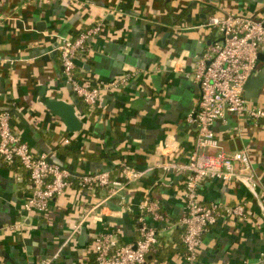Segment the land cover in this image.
<instances>
[{
  "label": "crops",
  "instance_id": "obj_1",
  "mask_svg": "<svg viewBox=\"0 0 264 264\" xmlns=\"http://www.w3.org/2000/svg\"><path fill=\"white\" fill-rule=\"evenodd\" d=\"M226 13L264 19V0H0V111L12 114L14 131L76 177L104 171L118 177L121 162L147 172L127 187L123 207L118 199L101 205L104 189L90 192L75 183L46 214L28 213L29 174L19 162L7 165L0 157V264H95V234L116 233L121 245L139 239V208L147 196L160 202L169 223H179L186 213V177L155 167L170 152L185 163L194 148L187 117L200 88L191 74L206 44L221 39L202 25ZM100 20L105 29L77 63L82 71L76 77L94 85L126 71L139 74L104 97L91 116L64 76L57 47ZM261 77L257 97L249 98L251 90L246 95L264 109V46L249 87ZM52 100L72 107L76 119L69 124L56 116L48 107ZM214 131L226 153L249 154L264 183V124L230 114ZM200 196L206 204H244L248 217L222 216L204 234L196 264H264V212L252 193L236 181L210 180ZM98 205L100 219H90L78 239L63 246L84 211ZM151 225L159 246L149 264H187L179 225Z\"/></svg>",
  "mask_w": 264,
  "mask_h": 264
},
{
  "label": "built area",
  "instance_id": "obj_2",
  "mask_svg": "<svg viewBox=\"0 0 264 264\" xmlns=\"http://www.w3.org/2000/svg\"><path fill=\"white\" fill-rule=\"evenodd\" d=\"M202 26L221 39L206 44L191 74L200 88L197 107L187 117V122L195 129V145L185 163L175 160L173 152L166 154L164 151L167 150L161 148L160 151L166 154L168 160L155 167L166 174L172 172L186 177V213L179 223L173 225L162 212L160 202L147 196L139 208V239L135 243L121 245L116 233L95 234L92 249L95 264H149V256L159 246V234L152 223L165 225V229L179 225L183 230L184 260L187 264H196L204 234L222 216L233 219L248 217V209L244 204L224 206L204 203L200 189L206 181L241 183L260 203L264 212V183L254 172L249 154L246 151L226 153L214 131L216 123L230 114L250 119L256 125L264 124V109L248 102L245 90L247 81L259 68L260 51L264 46V19L226 13L210 17ZM104 29V21H97L77 36L63 39L57 47L64 76L91 116L100 108L104 97L126 87L139 74L138 70L126 71L110 82L94 85L83 83L76 77V72L82 71L77 63L91 51L92 41ZM12 119L9 111H0V157L7 165L19 162L29 174L30 195L24 204L28 213L46 214L52 202L62 197L75 183L79 189L90 192L104 189L107 194L101 205L118 199L123 207L127 187L141 181L147 173L121 162L118 177L108 171L76 177L68 167L53 162L48 155L34 151L14 131ZM213 150L216 152L211 153ZM98 207L84 211L78 222L68 230L63 246L74 243L90 219H100L96 214ZM59 253L52 262L59 257Z\"/></svg>",
  "mask_w": 264,
  "mask_h": 264
},
{
  "label": "water",
  "instance_id": "obj_3",
  "mask_svg": "<svg viewBox=\"0 0 264 264\" xmlns=\"http://www.w3.org/2000/svg\"><path fill=\"white\" fill-rule=\"evenodd\" d=\"M207 44H210V42H208ZM204 51V49H203ZM262 78L261 77V81L260 83L254 87L253 89L249 87V85L252 83V77L249 78V80L246 83V87L245 90L246 92L249 90H251L253 92V95H250L249 98L251 99L252 97L256 98L258 91H260V89L262 88ZM256 85V84H255ZM252 86V85H251ZM246 98H248V95H246ZM48 107L51 109V111L56 115L61 117L64 121H66L67 123H71L74 119H76L75 116V112L74 109L64 103H62L61 101H57V100H52L49 102ZM71 170V169H70ZM73 173V172H72ZM74 174V173H73ZM82 240V238H81Z\"/></svg>",
  "mask_w": 264,
  "mask_h": 264
},
{
  "label": "trees",
  "instance_id": "obj_4",
  "mask_svg": "<svg viewBox=\"0 0 264 264\" xmlns=\"http://www.w3.org/2000/svg\"><path fill=\"white\" fill-rule=\"evenodd\" d=\"M65 157H66L65 155L62 156L63 159H65Z\"/></svg>",
  "mask_w": 264,
  "mask_h": 264
}]
</instances>
